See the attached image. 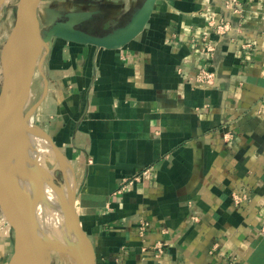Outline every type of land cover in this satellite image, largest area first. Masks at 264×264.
Here are the masks:
<instances>
[{"label":"crops","instance_id":"1","mask_svg":"<svg viewBox=\"0 0 264 264\" xmlns=\"http://www.w3.org/2000/svg\"><path fill=\"white\" fill-rule=\"evenodd\" d=\"M144 1L41 0L38 15L50 30L95 11L72 23L105 35ZM49 44L33 115L71 164L97 264H264V0H157L122 47ZM13 252L0 205V264Z\"/></svg>","mask_w":264,"mask_h":264},{"label":"water","instance_id":"2","mask_svg":"<svg viewBox=\"0 0 264 264\" xmlns=\"http://www.w3.org/2000/svg\"><path fill=\"white\" fill-rule=\"evenodd\" d=\"M156 1L145 0L129 23L105 35L75 27L73 19L89 17L95 13L80 11L68 13L66 20L57 22L44 37L38 15L41 0H19L16 22L1 51L3 82L0 89V205L14 228V252L8 264H53L52 252L48 248L49 240L39 229L28 185L22 187L12 169L16 157L20 162L25 159L27 121L35 109L33 107L27 110L26 107L31 98L36 72H42L51 39L58 37L105 48L122 47L144 30ZM33 37H37L36 46L31 45ZM8 44L13 46L11 66L5 61ZM36 126L50 139L54 152L58 156H64L48 131L38 124ZM76 194L75 185L69 210L76 231L77 245L74 248L78 251L77 254L88 255L89 264H97L94 246L78 213Z\"/></svg>","mask_w":264,"mask_h":264},{"label":"rangeland","instance_id":"3","mask_svg":"<svg viewBox=\"0 0 264 264\" xmlns=\"http://www.w3.org/2000/svg\"><path fill=\"white\" fill-rule=\"evenodd\" d=\"M18 2H19V0H9L8 3L5 4V6L2 10L3 12L0 15V70H1L2 47H3L4 43L6 42L8 36L11 33V31L14 27V24L16 22ZM47 32H48L47 28L42 29V33H43L44 37L47 36ZM37 73L39 75V73H41V71L37 70L36 74ZM1 74L2 73L0 71V75ZM39 82H41L40 79H39ZM1 85H2V82L0 80V89H1ZM31 100H32V97L30 98V101L28 102V105L26 107L27 110L31 109L33 106L32 102L34 100L33 101H31ZM30 119L33 123H35L37 125V123L35 121V115L32 114ZM30 154L33 156H31ZM30 154L28 155V158L25 161V163L27 164L26 166L29 169H28L27 175L25 173L26 170L23 171L24 181L28 182V181L34 180L36 182L47 183L49 185V187L51 189V192H50L51 193V195H50L51 200L49 203L46 202V205H47V210L49 209L47 212L48 213L50 212V213H49L48 217H46V219L49 218L52 222V223L51 222H48V223H49L50 228L55 231L54 232V236H55L54 239L64 243L65 245H67L69 247L71 246L69 248V250H67V251H61L58 249L51 250V252H52V263L53 264H77L76 256H77L78 251L74 248V247H76L77 242L73 238V235H72L73 228H72L71 217H70L69 213L66 212L65 207H62V208L59 207L58 208L56 206L57 205L56 204L57 199L55 200L56 191H57L56 187L59 189V191L61 190L60 188H62L63 186H68L71 189L74 188L75 180H74L73 170L71 167L70 168L64 167V165H62V161H61L60 156H58L54 152L53 148L49 149L48 145H46L45 142H43V141H38V144L36 146H34V149L31 151ZM28 159H30V160L28 161ZM35 161H37L38 163ZM33 164H35V165H33ZM28 165H30L31 167ZM32 168L34 170H32ZM38 172H39V174H38ZM42 175H43V177H42ZM54 183H56L57 186ZM60 210H61V212H60ZM51 214H53L52 217H51ZM51 238H53V236H51Z\"/></svg>","mask_w":264,"mask_h":264},{"label":"bare ground","instance_id":"4","mask_svg":"<svg viewBox=\"0 0 264 264\" xmlns=\"http://www.w3.org/2000/svg\"><path fill=\"white\" fill-rule=\"evenodd\" d=\"M8 1L9 0H0V15L2 14V12H3L2 10H3L4 6H5V4L8 3ZM37 44H38L37 37H33L31 45L32 46H36ZM5 58H6L5 61L8 64V66H11V63H12V60H13V46L10 45V44H8L6 49H5ZM1 77H2V74L0 75V80H1V82H3V79H2L3 77L2 78ZM27 127H28L27 128L28 130L26 131V150H25L26 154H25V159H23V162H20L19 159L17 160V157H16V159L12 163V169L14 171V174L16 175V179H17L18 183L22 187H25L26 185H28V189H29L28 193L30 194V197L33 200V205H34V210H35L38 226H39L40 231L45 236L48 237V240H49L48 248H49V250L50 249L51 250L58 249V250H61V251H67V250H69V248L71 246L69 247V246L65 245L64 243L54 239L55 238V236H54V232L55 231L50 228L49 223H48V222H51V220L49 218L46 219V217H48V215L50 213V212L49 213L47 212L49 209L47 210V205H46V202L49 203L50 200H51V198H50L51 189H50L49 185L47 183H40V182H36L34 180L25 182L24 178H23V171L26 170L25 173L27 175L28 174V169H29L26 166L27 164L25 163V161L28 158V155L34 149V146H36L38 144V141H43V142H45L46 145H48L49 149L52 148V144H51L50 139L46 136V134L43 131H41L39 129L38 126H36L31 121L30 118H28ZM31 156H33V155H31ZM60 158H61V161H62V165H64V167H69V168L71 167L69 161L64 156L60 155ZM29 160L30 159H28V161ZM35 162H37V161H35ZM33 165H35V164H33ZM28 166H30V165H28ZM33 168H32V170L35 169V168L34 169ZM38 174H39V172H38ZM42 177H43V175H42ZM56 189H57V191H56L55 200L57 199L56 200V202H57L56 204L57 205L56 204L55 205L58 208L59 207H61V208L65 207L66 212L69 213V210H70V207H71V203L73 201L75 185H74L73 189H71L68 186H63L62 188H60L61 189L60 191H59V189L57 187H56ZM60 212H61V210H60ZM52 215L53 214H51V217H52ZM72 228H73L72 235H73V238L76 240V234H75L76 231H75L73 222H72ZM51 236H53V238H51ZM76 245H77V243H76ZM76 260H77V264H89V262H90L88 255L87 254H83V253H78L77 256H76Z\"/></svg>","mask_w":264,"mask_h":264},{"label":"built area","instance_id":"5","mask_svg":"<svg viewBox=\"0 0 264 264\" xmlns=\"http://www.w3.org/2000/svg\"><path fill=\"white\" fill-rule=\"evenodd\" d=\"M226 28H228V24H221L218 26V31L220 32L221 30H226ZM208 50L209 51L213 50V46L209 45ZM215 79H216L215 73L207 69H201L197 75V81L203 84H213ZM125 181H128V180L126 179ZM130 181H133V180H130Z\"/></svg>","mask_w":264,"mask_h":264}]
</instances>
